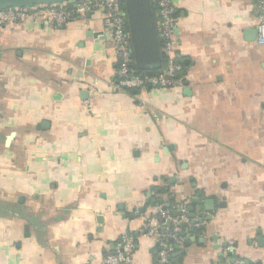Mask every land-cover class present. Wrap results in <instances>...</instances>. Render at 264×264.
Instances as JSON below:
<instances>
[{
  "label": "crops",
  "instance_id": "obj_1",
  "mask_svg": "<svg viewBox=\"0 0 264 264\" xmlns=\"http://www.w3.org/2000/svg\"><path fill=\"white\" fill-rule=\"evenodd\" d=\"M173 2L187 79L170 89H118L101 11L0 29V264H103L125 234L130 264H159L163 244L168 264H264L255 1ZM160 206L197 223L178 249L146 234Z\"/></svg>",
  "mask_w": 264,
  "mask_h": 264
},
{
  "label": "built area",
  "instance_id": "obj_2",
  "mask_svg": "<svg viewBox=\"0 0 264 264\" xmlns=\"http://www.w3.org/2000/svg\"><path fill=\"white\" fill-rule=\"evenodd\" d=\"M253 1H255L258 15L256 43L263 46L264 0ZM152 3L156 7L157 34L166 62L165 67L156 75L137 73L133 68L129 25L123 0H76L52 5L7 8L0 10V29L20 26L27 22L48 23L51 26L59 27L101 11L103 12V25L108 33L111 46L118 56L119 82L117 87L119 90L145 91L149 87L170 89L183 86L187 75L185 67L180 61L177 7L173 0H152ZM158 214L162 220L158 225H154L153 220L150 221L146 227V234L158 240L160 244L163 242L162 238L166 237L172 238L177 246H183L186 237H181L179 234L183 231L182 225H185L184 232L187 236V226H192L191 219L184 212L173 217L164 206L158 208ZM170 221L172 222L171 229L168 227ZM166 230L167 236H163L162 232ZM135 246L136 240L133 235L125 234L117 245L116 252L108 255L103 264H130ZM166 247V245H162L159 264H168L169 262L168 256L171 248L166 250ZM233 264H246V262L242 258H234Z\"/></svg>",
  "mask_w": 264,
  "mask_h": 264
},
{
  "label": "water",
  "instance_id": "obj_3",
  "mask_svg": "<svg viewBox=\"0 0 264 264\" xmlns=\"http://www.w3.org/2000/svg\"><path fill=\"white\" fill-rule=\"evenodd\" d=\"M76 0H0V10L13 8V7H32L37 5H52L58 3H64ZM129 25V39L132 46L133 61L136 68L141 72H147L152 70L160 71L163 66V55L161 52L160 42L157 34L156 17L153 10L152 0H123ZM257 36V31H256ZM203 196L202 192H199V198ZM196 200H193L195 203ZM207 212L210 213L206 217V220L210 222L213 219L214 202L211 200H205ZM145 210H142V212ZM178 212L173 213V217H177ZM191 219L192 226L196 225L194 216L190 214L188 216ZM200 227L204 229V219L200 216ZM172 225L170 221L168 227ZM185 225H182L180 232L181 237H186L184 232ZM195 230L190 229L189 232L193 233ZM171 242H174L172 238ZM188 239V238H187ZM186 247L189 246V242L186 243ZM224 247L228 244L224 243ZM170 247H166L168 250ZM179 246L174 245V249H178ZM218 249V246L216 247ZM230 261L227 264H233L234 252L230 251ZM223 257V254H220Z\"/></svg>",
  "mask_w": 264,
  "mask_h": 264
},
{
  "label": "trees",
  "instance_id": "obj_4",
  "mask_svg": "<svg viewBox=\"0 0 264 264\" xmlns=\"http://www.w3.org/2000/svg\"><path fill=\"white\" fill-rule=\"evenodd\" d=\"M153 10H154V12L156 13V7L154 6V4H153ZM165 59H164V56H163V66H162V69L165 67ZM133 68H134V70L137 72V73H144V72H141V71H139L137 68H136V66H135V64H133ZM145 73H148L149 75H156L157 73H158V70H152V71H147V72H145ZM171 204H172V202H171ZM169 228L171 229L172 228V225L171 226H169ZM167 241H168V243L169 244H171V245H175L174 244V242H171V239L170 238H168L167 239ZM178 251V250H177ZM175 255V254H174ZM173 255V256H174Z\"/></svg>",
  "mask_w": 264,
  "mask_h": 264
}]
</instances>
